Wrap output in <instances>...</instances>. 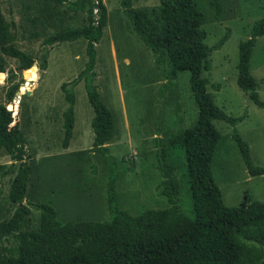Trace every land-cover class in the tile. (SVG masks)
Here are the masks:
<instances>
[{
	"label": "rangeland",
	"instance_id": "rangeland-1",
	"mask_svg": "<svg viewBox=\"0 0 264 264\" xmlns=\"http://www.w3.org/2000/svg\"><path fill=\"white\" fill-rule=\"evenodd\" d=\"M103 1L108 9V23L101 40L95 44V85L102 101L115 115V136L107 146L118 161L120 206L135 216L150 211L155 218H160L170 208L161 194L163 178L158 169L156 144L157 139H161L165 145L172 144L171 161L178 167L181 181L179 208L184 215L193 218L186 157L180 143L182 134L196 124L199 116L191 90L190 72L173 77L168 69L161 71L154 53L144 45L124 15L121 0ZM195 1L206 16L203 29L207 32L206 43L210 47L230 31L224 46L211 53V70L203 73L210 82L208 91L215 104L230 117L246 115L236 128L248 143L255 166L264 171V109L259 108L237 83L239 46L250 38L256 21L264 17V0H218L223 10L219 15L214 0ZM133 4L136 9L153 15L159 9L160 1L134 0ZM218 16L222 22H218ZM96 21L90 26L87 13L74 15L72 28L77 30L76 27L90 26L89 38L55 45L49 53L45 71L39 66L42 43L20 41L19 28L15 26L18 48L37 60L34 67L38 77L30 82L25 71L18 69V62L8 58L7 72L14 71L16 82L21 84L12 103H7L11 86L7 83L8 74L0 77V104L7 103V108L14 110V124L18 123L25 138L21 145L32 156L33 175L25 204L52 205L62 225L110 220L107 198L109 166L99 151L91 150L95 113L84 82L75 88L77 122L74 138L68 150L62 148L66 103L60 87L85 69L88 60L86 47L94 41L91 33L98 24V19ZM47 29L49 32L55 30L50 25ZM250 72L259 82L257 92L264 102V36L255 46ZM216 85H220V89ZM23 88L27 91L23 92ZM18 99L20 102L16 103ZM213 124L221 137L211 168L224 203L229 207L240 206L245 202L246 194L264 203V172L257 176L248 172L233 138L234 127L231 124L222 120H214ZM11 164L9 155L1 151L0 166L7 169ZM18 167L19 163H16L15 168ZM13 178L14 175L1 180L0 222L10 219L16 209L8 199ZM31 208L32 214L24 226L28 231L37 229L40 224V212ZM17 243L16 235L4 238L0 259L10 257Z\"/></svg>",
	"mask_w": 264,
	"mask_h": 264
},
{
	"label": "trees",
	"instance_id": "trees-1",
	"mask_svg": "<svg viewBox=\"0 0 264 264\" xmlns=\"http://www.w3.org/2000/svg\"><path fill=\"white\" fill-rule=\"evenodd\" d=\"M159 9L152 15L136 9L134 0H121L124 15L133 30L155 55L161 71L169 75L190 72L191 90L199 108L196 124L182 134L180 143L186 157L187 177L192 196L193 218L179 208L181 181L178 167L171 161V145L157 139L158 169L162 175L161 194L170 208L155 218L152 212L132 215L120 206L117 181L120 177L117 159L107 146L116 132L115 115L102 101L95 85L97 50L95 44L103 36L108 23V9L103 0H56L74 13H87L89 25L98 24L91 35L93 42L86 47L88 60L85 69L72 81L64 82L60 89L66 108L63 112L62 148L68 150L76 128L75 88L85 83L90 104L94 110L92 151H99L109 166L107 222H69L62 225L55 208L47 203L28 205L25 200L33 175L32 156L19 140L20 130L14 110L7 108L20 90L16 73L7 72L8 58L18 62L30 82L37 77L35 59L13 43L10 28L0 4V77L7 73L10 84L7 103L0 104V152L5 151L12 164L0 166L2 179H11L8 199L16 206L12 217L0 222V249L4 238L16 235L17 246L11 256L0 264H264V203L246 194L245 202L236 207L224 203L221 189L215 183L211 164L220 140L214 120H222L234 127L233 138L239 147L248 172L252 176L263 174L255 166L250 147L236 126L246 115L234 118L227 115L214 102L208 91L209 79L204 72L212 68L211 53L224 46L230 31L215 46L206 43L203 29L206 16L195 0H159ZM213 4L218 15L222 7L218 0ZM218 22H222L217 17ZM89 28L56 33L42 44L40 69H48L49 48L65 42L89 38ZM96 36V37H95ZM264 36V17L256 21L249 39L240 43L238 86L259 107L264 102L257 92L259 82L250 72L251 58L260 37ZM220 89V85H216ZM23 92L27 89L23 88ZM18 108V106H16ZM14 124V125H13ZM23 136V135H22ZM23 142L25 138L23 137ZM19 163L16 169L15 165ZM40 212V224L35 230H25L32 208Z\"/></svg>",
	"mask_w": 264,
	"mask_h": 264
},
{
	"label": "crops",
	"instance_id": "crops-1",
	"mask_svg": "<svg viewBox=\"0 0 264 264\" xmlns=\"http://www.w3.org/2000/svg\"><path fill=\"white\" fill-rule=\"evenodd\" d=\"M0 4L10 28L12 41L17 46L15 26L19 28L20 41L24 43L29 41L31 44L35 41L39 45L50 35L74 30L72 28L74 15L85 14L71 12L65 5L56 3V0H0ZM48 25L55 30L53 32L46 30ZM44 35L46 37L43 40ZM53 47L50 48V52L53 51Z\"/></svg>",
	"mask_w": 264,
	"mask_h": 264
},
{
	"label": "water",
	"instance_id": "water-1",
	"mask_svg": "<svg viewBox=\"0 0 264 264\" xmlns=\"http://www.w3.org/2000/svg\"><path fill=\"white\" fill-rule=\"evenodd\" d=\"M19 140H20V141L23 140V136H22V134H19Z\"/></svg>",
	"mask_w": 264,
	"mask_h": 264
},
{
	"label": "built area",
	"instance_id": "built-area-1",
	"mask_svg": "<svg viewBox=\"0 0 264 264\" xmlns=\"http://www.w3.org/2000/svg\"><path fill=\"white\" fill-rule=\"evenodd\" d=\"M19 102H20V99L16 100V103H19ZM11 110H13V109L11 108Z\"/></svg>",
	"mask_w": 264,
	"mask_h": 264
}]
</instances>
